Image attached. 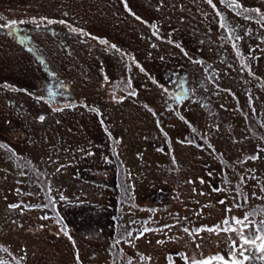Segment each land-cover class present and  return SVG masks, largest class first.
Segmentation results:
<instances>
[{"label":"rangeland","instance_id":"obj_1","mask_svg":"<svg viewBox=\"0 0 264 264\" xmlns=\"http://www.w3.org/2000/svg\"><path fill=\"white\" fill-rule=\"evenodd\" d=\"M230 1L0 0V264L240 258L264 221V0Z\"/></svg>","mask_w":264,"mask_h":264},{"label":"snow or ice","instance_id":"obj_2","mask_svg":"<svg viewBox=\"0 0 264 264\" xmlns=\"http://www.w3.org/2000/svg\"><path fill=\"white\" fill-rule=\"evenodd\" d=\"M208 3L213 5V7H215V5L213 4V0H208ZM230 6L233 7H239L240 5L236 4V0H231V4ZM256 11H259V9H257ZM12 24H15V21L11 22ZM60 23H64V21H60ZM5 25H0V27H4ZM102 43H107L106 41H102ZM113 48H115V45H112ZM40 120H43L44 117L41 116L39 118ZM256 157H252V159H255ZM221 203H223V201H221ZM13 207H17V205H13ZM247 217H245V220H239L236 219V223L242 225L243 228H248L251 226H254V222L253 221H247ZM225 223H227V221H225ZM261 225L262 226H257V234L255 235V237L253 239H249L247 238V236H245L243 234V232L241 231V239L243 240V245H241L238 249H236V251H239L240 253V258H236V252L233 251L232 252V259L231 261H225L224 264H245L246 261H250L252 259H259L260 261H264V221H261ZM226 231L228 229H225ZM233 231H235V229H232ZM145 231H147V229H145ZM185 231H187V229H185ZM259 241V243H257ZM235 241L233 242V247L235 248ZM245 245H247V247H245ZM254 251H258L259 253H261L262 255H260L259 257H256L252 254V252ZM212 259H220L223 260V257H213ZM203 264H211L210 261H205L203 262Z\"/></svg>","mask_w":264,"mask_h":264},{"label":"trees","instance_id":"obj_3","mask_svg":"<svg viewBox=\"0 0 264 264\" xmlns=\"http://www.w3.org/2000/svg\"><path fill=\"white\" fill-rule=\"evenodd\" d=\"M230 4H231V1H230ZM259 13V11L258 12H254V14H258ZM247 33V32H246ZM244 35H245V33H243ZM241 36V35H240ZM239 45H241V44H239ZM250 48V47H249ZM244 54H246V53H244ZM242 54H240V58L242 59ZM239 58V57H238ZM245 59H246V61H245V63H247L248 64V58H247V56L245 57ZM242 62L244 63V61L242 60ZM162 73V72H161ZM160 72H159V74H161ZM126 83L127 84H129V80H127L126 81ZM118 84V82L116 83V84H112L113 86H115L116 87V85ZM222 87V86H221ZM222 88H224L225 89V87H222ZM70 100H72L71 98H70ZM69 100V101H70ZM237 101H239V99L237 100ZM237 101H236V103H237ZM68 104H70V102L68 103ZM72 107V106H71ZM213 126V125H212ZM119 190V189H118Z\"/></svg>","mask_w":264,"mask_h":264}]
</instances>
